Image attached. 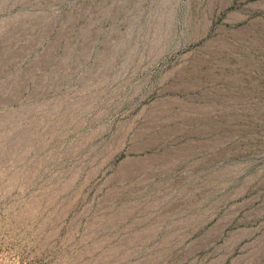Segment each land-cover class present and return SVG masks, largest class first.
I'll return each instance as SVG.
<instances>
[{"label":"rangeland","instance_id":"rangeland-1","mask_svg":"<svg viewBox=\"0 0 264 264\" xmlns=\"http://www.w3.org/2000/svg\"><path fill=\"white\" fill-rule=\"evenodd\" d=\"M0 264H264V0H0Z\"/></svg>","mask_w":264,"mask_h":264}]
</instances>
